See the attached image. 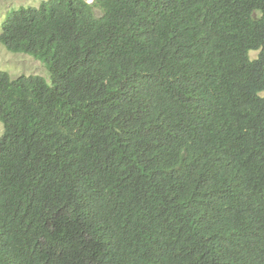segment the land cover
Wrapping results in <instances>:
<instances>
[{
	"label": "trees",
	"instance_id": "trees-1",
	"mask_svg": "<svg viewBox=\"0 0 264 264\" xmlns=\"http://www.w3.org/2000/svg\"><path fill=\"white\" fill-rule=\"evenodd\" d=\"M0 46L46 72H0V264H264V0H49Z\"/></svg>",
	"mask_w": 264,
	"mask_h": 264
},
{
	"label": "rangeland",
	"instance_id": "rangeland-1",
	"mask_svg": "<svg viewBox=\"0 0 264 264\" xmlns=\"http://www.w3.org/2000/svg\"><path fill=\"white\" fill-rule=\"evenodd\" d=\"M49 0H1L0 2V32L1 24L6 15L12 10H19L21 8H39L43 2ZM257 52L252 53V57L256 58ZM0 72H6L12 77H19L22 75H45L44 67L34 58L27 55H18L9 52L4 47L0 46ZM4 125L0 123V138L4 135Z\"/></svg>",
	"mask_w": 264,
	"mask_h": 264
}]
</instances>
